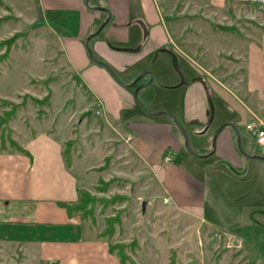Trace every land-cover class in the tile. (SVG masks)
<instances>
[{"label":"crops","instance_id":"0c3cea01","mask_svg":"<svg viewBox=\"0 0 264 264\" xmlns=\"http://www.w3.org/2000/svg\"><path fill=\"white\" fill-rule=\"evenodd\" d=\"M0 1L4 4L0 3L2 17L8 15L5 5L10 7V3ZM40 2L44 9L60 13L64 22L72 21L69 30L60 35L67 62L87 86L99 111L117 124L112 128L121 148L162 181L165 201L176 210L200 218L199 225H213L228 218L237 226L240 214L250 217L249 206L259 203L253 199L252 190L264 199L261 179L249 170L252 159L264 158L255 157L263 155L248 149L250 133L246 128V123L258 114L225 83L230 74L203 65L189 51V57L180 53L157 0H95L93 6L86 0ZM207 2L217 10L245 2L257 4L252 0ZM100 6L110 11L112 22L91 39V50L111 66L119 79L127 76L125 86L103 66L92 62L85 46L84 39L100 17ZM260 36L264 41V30ZM259 42L257 47L249 44L255 58L245 53L248 80L264 70V46ZM142 72L150 74L142 75L140 84L132 81ZM231 79L236 80V76H229ZM149 82L153 95L145 109L138 101L137 88ZM176 120L185 129L189 144L190 134L201 133L206 147L212 150L203 155L191 153ZM227 123L241 126L238 131L246 154L239 150L237 132L230 125L222 127L213 142L217 129ZM16 139L31 156L0 147V264H122L108 250L111 240L99 235L100 229L83 224L79 212L69 214L57 203L77 200L78 187L92 188L99 175L92 187L84 182L91 172H101L94 169L98 164L82 161L79 165L76 158L80 153L74 147L72 164L67 166L62 153L66 139L62 141L50 131L32 130L24 140ZM85 144L86 150L90 149ZM250 181L252 187L247 188ZM148 249L144 258L156 262L155 257L160 256L154 246ZM136 251L139 253V249ZM138 253L137 264H145ZM166 262L167 256H163L157 263Z\"/></svg>","mask_w":264,"mask_h":264},{"label":"rangeland","instance_id":"374dc122","mask_svg":"<svg viewBox=\"0 0 264 264\" xmlns=\"http://www.w3.org/2000/svg\"><path fill=\"white\" fill-rule=\"evenodd\" d=\"M207 1L157 0L170 28L173 44L180 53L189 57L186 54L189 51L190 56L203 65L236 76V80H229L227 75L225 83L250 103L264 120V70L252 80L245 75V56L255 58V51L249 44L257 47L261 40L264 46L260 36L264 30V7L245 2L241 6L231 5L230 9L217 10ZM0 3L4 5L3 1ZM7 3L12 8L5 5L8 14L19 17L0 19V39L17 31L24 32L11 45L9 58L0 64V95L15 102L24 101L8 123L12 128L9 135L15 139L20 137L22 141L32 130H43L56 134L62 141L72 138L71 151L75 147L80 153V158H76L79 165L82 161L99 165L108 155V167L101 172H91L84 183L92 187L91 183L100 173L104 179L119 178L106 192L94 193L102 197L126 196L123 201L105 208L96 202L94 220L89 217L83 220V224L101 230L107 216L118 215L115 231L108 237L110 243L133 242L127 252L136 261V250L139 249V259L145 264H158L163 256H167L168 261L172 250L175 264H264V215L260 214L264 210L263 196L252 190L253 199L259 203L249 206L250 217L239 215L237 226L228 218L217 220L213 225H199L200 218L174 209L165 201L162 181L146 164L121 148V141L116 139L112 128L117 124L107 120L99 111L87 86L67 62L60 35L69 30L72 21L64 22L60 13L55 15L48 8L44 9L40 0H8ZM94 4L95 0H90L89 5ZM98 19L93 31L106 19L109 24L112 22V16L107 17L101 12ZM215 23L230 25L233 30L214 28L212 24ZM86 49L92 58L87 46ZM97 58L101 63H96L120 85H127V76L118 74L123 80L119 81L111 66ZM45 95H48L47 102L31 100V96L42 98ZM104 135L114 138L107 139ZM247 142L251 152L264 158L262 147L249 136ZM84 144L90 149L86 150ZM109 149L114 152L109 154ZM249 170L252 175L259 176L264 188V159H252ZM251 187L250 181L247 188ZM227 240L236 241L239 247H227ZM149 246H154L160 256L156 255V262L144 258Z\"/></svg>","mask_w":264,"mask_h":264},{"label":"trees","instance_id":"16d2710c","mask_svg":"<svg viewBox=\"0 0 264 264\" xmlns=\"http://www.w3.org/2000/svg\"><path fill=\"white\" fill-rule=\"evenodd\" d=\"M90 3V0L88 1V4ZM101 13L105 14L107 17L109 16L108 9L101 10ZM17 17L15 14L9 13L8 15L4 17H0V19L8 18V17ZM100 20V19H98ZM99 22V21H98ZM214 28H218L222 31H232L233 27L227 24H220L215 23L212 24ZM96 30L91 32L85 39L86 46L88 50L91 53V60L92 62H98L99 58L95 56V54L91 50L90 42L91 39L97 35L95 34ZM24 35V32H15L14 34L0 39V64L6 61L9 58V52L11 45L15 42L17 37ZM90 47V48H89ZM131 49V48H130ZM175 66L177 67V64L175 63ZM178 68V67H177ZM144 74H150L149 72H144ZM143 73H139L135 75L132 79V81L136 80L139 82V79L144 75ZM121 79V77H120ZM122 80V79H121ZM123 81V80H122ZM140 84V83H139ZM153 95V88L151 86V82L146 84H141L140 87L137 90V96L139 103L145 108L146 102L149 101V99ZM31 100L35 103H43L47 102L48 95L43 96L42 98L31 96ZM24 101L22 102H15L13 100H10L6 97H0V147L2 149L5 148H12L18 151H22L24 153H27L30 155L29 151L24 148L17 139L11 137L9 135V131L12 130L10 126L8 125L9 121L14 117L16 111L18 108L22 105ZM146 109V108H145ZM178 125L181 127V129L186 133L183 126L180 124L179 121L176 120ZM238 130L241 132L242 128L241 126H236ZM189 135V134H188ZM190 146L192 149V153L196 155H203L208 154L212 147L207 148L206 147V138L201 133H194L189 135ZM73 139L69 138L64 141V147L62 149V153L64 156L65 164L67 166H70L72 164V147ZM31 156V155H30ZM109 164V156H105V160L103 163L97 165L94 167L97 171H102L108 167ZM119 178L111 177L109 179H104L101 175L98 176L96 183L93 185L92 189L86 188V187H78V198L75 201H65V200H58L57 203L64 207L66 211L71 214L73 212H79L83 219H87L91 217L93 219L94 217V204L96 202L102 203V207H108L109 205L113 204L114 202H120L123 201L126 196L123 194H115L111 197H102L98 196L94 192H106L109 188V186L115 182L118 181ZM94 220V219H93ZM119 221V216L114 214L111 216H107L105 218V226L98 232L101 236H107L111 237L115 231V224ZM133 241V240H132ZM133 242L130 243H124V242H113L109 243L108 250L112 253H115L119 261L122 264H137V262L134 260V258L127 252L128 246H131ZM174 250H172V253L169 256L168 261L166 264H175V256H174Z\"/></svg>","mask_w":264,"mask_h":264},{"label":"built area","instance_id":"2783aa9c","mask_svg":"<svg viewBox=\"0 0 264 264\" xmlns=\"http://www.w3.org/2000/svg\"><path fill=\"white\" fill-rule=\"evenodd\" d=\"M253 2L259 4L260 6H264V0H252ZM246 128L250 133V137L254 142L264 149V120L254 115L247 123ZM169 156H166V160H169ZM238 243L234 240H227V247H237ZM239 247V246H238Z\"/></svg>","mask_w":264,"mask_h":264},{"label":"water","instance_id":"95a60500","mask_svg":"<svg viewBox=\"0 0 264 264\" xmlns=\"http://www.w3.org/2000/svg\"><path fill=\"white\" fill-rule=\"evenodd\" d=\"M87 1V3H88V1L89 0H86ZM98 9H100V10H105V9H107V8H105V7H98ZM109 16H110V11H109ZM107 22H108V19H106L99 27H98V29L94 32L95 34H98L102 29H103V27L105 26V24H107ZM141 22V24L145 27V25H144V23L142 22V21H140ZM116 75V74H115ZM116 77H117V75H116ZM139 78V77H138ZM138 78H136V80L138 79ZM117 79L119 80V78L117 77ZM135 80V81H136ZM120 81V80H119ZM138 88H139V86H138ZM137 88V89H138ZM141 105V104H140ZM142 106V105H141ZM143 107V106H142ZM144 108V107H143ZM226 125H230V126H232L235 130H236V132H237V135H238V137H237V144H238V148H239V150L241 151V152H243L244 154H246V152L243 150V148H242V145H241V141H240V135H239V131H238V129H237V127L233 124V123H227V124H223L222 126H220L218 129H217V131H216V133H215V135L213 136V142L215 141V138H216V135L218 134V132L221 130V128L222 127H224V126H226ZM185 145H186V148L192 153L193 151H192V149H191V146H190V144H189V141H188V138H187V135H186V133H185ZM255 157H263V156H255Z\"/></svg>","mask_w":264,"mask_h":264},{"label":"flooded vegetation","instance_id":"af4514ba","mask_svg":"<svg viewBox=\"0 0 264 264\" xmlns=\"http://www.w3.org/2000/svg\"><path fill=\"white\" fill-rule=\"evenodd\" d=\"M106 25V24H105ZM139 84V83H138Z\"/></svg>","mask_w":264,"mask_h":264}]
</instances>
